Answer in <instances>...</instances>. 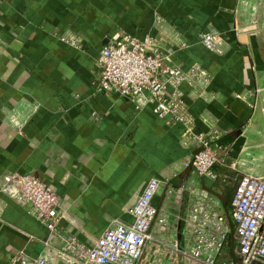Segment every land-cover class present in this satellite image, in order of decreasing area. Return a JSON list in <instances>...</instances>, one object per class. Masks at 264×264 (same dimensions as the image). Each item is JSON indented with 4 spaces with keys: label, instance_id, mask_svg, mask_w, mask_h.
<instances>
[{
    "label": "crops",
    "instance_id": "obj_1",
    "mask_svg": "<svg viewBox=\"0 0 264 264\" xmlns=\"http://www.w3.org/2000/svg\"><path fill=\"white\" fill-rule=\"evenodd\" d=\"M248 2L0 0V264L18 252L67 264L51 253L62 241L34 218L31 205L1 191L11 172L51 185L65 212L60 231L87 246L114 221L133 222L130 210L147 182L163 180L154 205L169 227L154 225L139 264H195L182 253L192 240L184 222L189 189L210 192L234 229V187L197 174L189 163L198 146L182 124L93 89L110 39H160L164 50L174 47V65H198L212 78L203 93L183 84L181 97L194 134L215 128L226 135L230 155L218 171L264 176V18L259 12L253 20ZM208 31L224 36L221 52L201 43ZM233 161L237 170L229 168ZM231 241L225 258L235 257ZM174 242L180 251L161 256Z\"/></svg>",
    "mask_w": 264,
    "mask_h": 264
},
{
    "label": "built area",
    "instance_id": "obj_2",
    "mask_svg": "<svg viewBox=\"0 0 264 264\" xmlns=\"http://www.w3.org/2000/svg\"><path fill=\"white\" fill-rule=\"evenodd\" d=\"M200 40L213 52H221L225 42L224 36L214 31L203 33ZM160 41L150 34L139 39L126 33L110 39L97 60L93 91L116 94L130 100L139 111L151 107L160 118L182 124L184 136L192 135L198 146L189 163L197 174L234 187L229 217L234 229L210 192L189 189L184 222L192 240L190 248L182 251L183 255L195 264H264V176L244 173L236 178L218 171L230 155L226 135L215 128L194 134V122L181 97L183 84H188L195 93H203L212 78L198 65L188 70L174 65L171 59L174 47L164 50ZM229 168L237 170L236 162L233 161ZM162 185L160 178H151L130 210L133 222L114 221L92 246L60 231V222L65 217L60 197L40 178L11 172L4 176L1 191L19 204L31 205L34 218L62 241V246L52 249L51 253L64 263L139 264L147 244L153 240L154 225L157 224L162 232L169 227L168 219L160 217L154 205ZM168 193L176 191L170 188ZM230 238L235 240V257L225 258ZM179 251L178 243L174 242L172 248L160 249V255ZM9 264L58 263L48 255L32 257L18 252L13 254Z\"/></svg>",
    "mask_w": 264,
    "mask_h": 264
},
{
    "label": "rangeland",
    "instance_id": "obj_3",
    "mask_svg": "<svg viewBox=\"0 0 264 264\" xmlns=\"http://www.w3.org/2000/svg\"><path fill=\"white\" fill-rule=\"evenodd\" d=\"M251 8H252V19L257 20V16L259 12H261V16L264 18V0H250ZM247 3V2H246ZM257 25V23H255ZM260 25V24H258ZM257 264V263H256Z\"/></svg>",
    "mask_w": 264,
    "mask_h": 264
},
{
    "label": "trees",
    "instance_id": "obj_4",
    "mask_svg": "<svg viewBox=\"0 0 264 264\" xmlns=\"http://www.w3.org/2000/svg\"><path fill=\"white\" fill-rule=\"evenodd\" d=\"M235 241H233V239H232V241H231V244H232V247L235 245V243H234Z\"/></svg>",
    "mask_w": 264,
    "mask_h": 264
},
{
    "label": "water",
    "instance_id": "obj_5",
    "mask_svg": "<svg viewBox=\"0 0 264 264\" xmlns=\"http://www.w3.org/2000/svg\"><path fill=\"white\" fill-rule=\"evenodd\" d=\"M238 133H240V131H239ZM237 135H238V134H237Z\"/></svg>",
    "mask_w": 264,
    "mask_h": 264
}]
</instances>
